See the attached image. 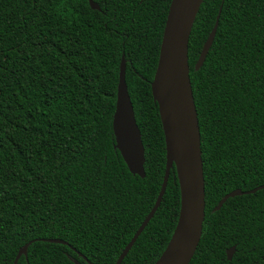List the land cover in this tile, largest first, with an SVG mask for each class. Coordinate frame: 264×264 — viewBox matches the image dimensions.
<instances>
[{"label":"trees","instance_id":"1","mask_svg":"<svg viewBox=\"0 0 264 264\" xmlns=\"http://www.w3.org/2000/svg\"><path fill=\"white\" fill-rule=\"evenodd\" d=\"M94 1L100 10L89 0H0V264H15L31 241L17 264H116L160 193L166 144L151 83L172 0ZM123 58L145 178L116 148ZM189 65L206 185L190 264H264V189L218 208L229 193L264 185V0H203ZM180 209L174 166L122 264H155Z\"/></svg>","mask_w":264,"mask_h":264},{"label":"water","instance_id":"2","mask_svg":"<svg viewBox=\"0 0 264 264\" xmlns=\"http://www.w3.org/2000/svg\"><path fill=\"white\" fill-rule=\"evenodd\" d=\"M203 0H172L168 12L158 60L151 83L152 93L158 104L166 144V169L160 193L154 207L121 253L116 264H122L139 236L153 219L166 193L171 170L177 169L181 209L175 231L165 251L155 264H190L200 244L206 216V185L202 157V141L198 111L195 103L189 65V43L192 29ZM93 10H100L94 0H89ZM220 14L217 17L196 65L199 70L214 42ZM116 148L120 151L129 171L141 178L146 177L145 147L138 126L134 106L126 83V61L120 66L116 110L113 118ZM264 185L251 191L238 189L226 195L219 203L220 209L229 198L254 194ZM53 243L66 244L60 239ZM27 243L19 252L15 264L27 255ZM235 247L227 251L231 260Z\"/></svg>","mask_w":264,"mask_h":264},{"label":"flooded vegetation","instance_id":"3","mask_svg":"<svg viewBox=\"0 0 264 264\" xmlns=\"http://www.w3.org/2000/svg\"><path fill=\"white\" fill-rule=\"evenodd\" d=\"M90 264V263H89Z\"/></svg>","mask_w":264,"mask_h":264}]
</instances>
